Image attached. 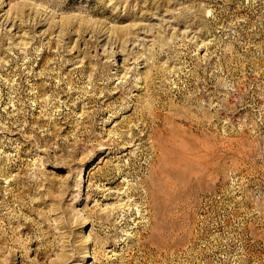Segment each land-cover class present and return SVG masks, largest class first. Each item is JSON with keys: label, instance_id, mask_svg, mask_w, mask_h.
Here are the masks:
<instances>
[{"label": "rangeland", "instance_id": "rangeland-1", "mask_svg": "<svg viewBox=\"0 0 264 264\" xmlns=\"http://www.w3.org/2000/svg\"><path fill=\"white\" fill-rule=\"evenodd\" d=\"M0 264H264V0H0Z\"/></svg>", "mask_w": 264, "mask_h": 264}, {"label": "bare ground", "instance_id": "bare-ground-1", "mask_svg": "<svg viewBox=\"0 0 264 264\" xmlns=\"http://www.w3.org/2000/svg\"><path fill=\"white\" fill-rule=\"evenodd\" d=\"M124 139H126V138H124ZM115 141V140H114ZM123 141V140H122ZM62 259H63V257H62Z\"/></svg>", "mask_w": 264, "mask_h": 264}]
</instances>
